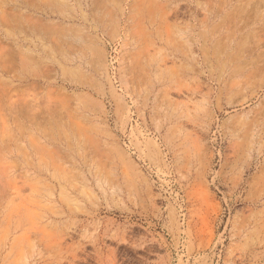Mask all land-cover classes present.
Listing matches in <instances>:
<instances>
[{
    "label": "rangeland",
    "instance_id": "rangeland-1",
    "mask_svg": "<svg viewBox=\"0 0 264 264\" xmlns=\"http://www.w3.org/2000/svg\"><path fill=\"white\" fill-rule=\"evenodd\" d=\"M0 264H264V0H0Z\"/></svg>",
    "mask_w": 264,
    "mask_h": 264
}]
</instances>
